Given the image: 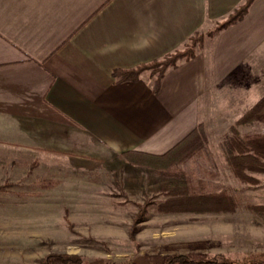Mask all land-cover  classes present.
I'll list each match as a JSON object with an SVG mask.
<instances>
[{
  "label": "crops",
  "instance_id": "crops-1",
  "mask_svg": "<svg viewBox=\"0 0 264 264\" xmlns=\"http://www.w3.org/2000/svg\"><path fill=\"white\" fill-rule=\"evenodd\" d=\"M242 1L0 0V166L29 163L51 174L43 183L56 185L66 182L62 177L76 179L83 165L110 161L107 167L116 169L125 151L161 154L205 124L210 92L247 59L251 66L234 81L250 86L260 75V99L264 0L205 37L193 58L166 72L157 93L146 77L112 76L182 47ZM246 100L238 102L243 113L257 101L245 106ZM142 214L137 226L189 213L148 206Z\"/></svg>",
  "mask_w": 264,
  "mask_h": 264
},
{
  "label": "rangeland",
  "instance_id": "rangeland-1",
  "mask_svg": "<svg viewBox=\"0 0 264 264\" xmlns=\"http://www.w3.org/2000/svg\"><path fill=\"white\" fill-rule=\"evenodd\" d=\"M246 66H251L248 59L210 92L209 120H204L207 160L183 164L210 179L216 188L226 187L236 199L233 212L152 217L137 226L131 220L136 203L150 199L149 207L155 209L163 198L161 185L172 178L122 158L123 164L116 169L107 167L110 161L102 168L80 166L76 179L62 177L66 182L56 185L43 183L51 174L42 175L29 163L0 166V264H39L50 252L78 254L83 264H102L106 259L155 264L172 255L199 264H264V226L256 224L246 208L249 203L264 204V173L255 174L259 180L255 185L237 182L218 149V141L243 113L238 102L247 99L245 106H249L261 94L260 75H254L250 86L241 78L234 81ZM240 129L264 132V124Z\"/></svg>",
  "mask_w": 264,
  "mask_h": 264
},
{
  "label": "trees",
  "instance_id": "trees-1",
  "mask_svg": "<svg viewBox=\"0 0 264 264\" xmlns=\"http://www.w3.org/2000/svg\"><path fill=\"white\" fill-rule=\"evenodd\" d=\"M252 2L253 0H243L207 32L196 31L182 47L132 68L115 69L112 71V76L117 82L137 81L146 77L152 91L157 93L161 80L169 69L195 56L203 42L204 34L211 35L233 25L246 15ZM257 124H264V95L232 122L228 132L218 141V149L225 166L231 176L242 184L255 185L259 182L255 174L264 173V132H243L240 129L243 126ZM208 143L204 123L199 122L185 137L161 154L130 150L123 152L122 157L130 165L172 178L161 185L164 198L157 204V209L161 212L192 214L233 212L237 206L236 199L226 187L216 188V185L211 184L207 177L199 176L193 168L183 166L190 160L205 162L210 152ZM201 171L205 172L206 169ZM49 184L52 183H47ZM151 203L150 199L141 204L136 203L138 211L132 218L134 222L141 220L144 209ZM246 208L253 214L256 224L264 226V204L249 203ZM191 262L200 261L188 259L183 255H172L163 262L155 264H189ZM205 262L226 264L224 261ZM39 264H83V260L78 254L50 252L41 259ZM102 264L137 263L106 259Z\"/></svg>",
  "mask_w": 264,
  "mask_h": 264
}]
</instances>
